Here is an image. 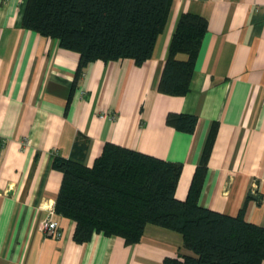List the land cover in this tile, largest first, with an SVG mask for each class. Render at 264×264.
<instances>
[{
	"label": "crops",
	"instance_id": "obj_1",
	"mask_svg": "<svg viewBox=\"0 0 264 264\" xmlns=\"http://www.w3.org/2000/svg\"><path fill=\"white\" fill-rule=\"evenodd\" d=\"M26 1L0 0V264L193 255L180 233L154 224L135 243L102 233L74 241V221L53 209L62 180L53 160L69 157L76 138L87 139V166L106 142L181 163L175 197L184 199L212 130L198 203L231 216L243 209L264 226V0H171L148 59L95 60L75 81L78 53L23 27ZM184 12L202 16L206 30L188 91L166 94L157 85ZM169 113L195 115L194 130L168 124ZM47 218L59 235L41 229Z\"/></svg>",
	"mask_w": 264,
	"mask_h": 264
},
{
	"label": "trees",
	"instance_id": "obj_2",
	"mask_svg": "<svg viewBox=\"0 0 264 264\" xmlns=\"http://www.w3.org/2000/svg\"><path fill=\"white\" fill-rule=\"evenodd\" d=\"M171 0H27L22 26L55 39L60 48L78 53L75 81L95 60L131 58L136 64L151 56ZM206 20L181 13L170 38L158 91L183 95ZM184 53L185 59L177 54ZM167 123L192 132L193 114L169 113ZM211 130L200 164L184 199L175 197L181 163L130 148L104 143L91 166L84 163L87 139H75L69 157L55 156L62 173L54 211L74 221L72 237L89 240L93 233L137 242L147 224L181 234L193 255L165 257L161 264H261L264 226L247 221L243 209L231 216L198 203ZM259 200V199H258Z\"/></svg>",
	"mask_w": 264,
	"mask_h": 264
},
{
	"label": "built area",
	"instance_id": "obj_3",
	"mask_svg": "<svg viewBox=\"0 0 264 264\" xmlns=\"http://www.w3.org/2000/svg\"><path fill=\"white\" fill-rule=\"evenodd\" d=\"M110 116H113V114H110ZM41 229L45 231L46 233L59 235V231L57 228V222L54 219L47 218L44 221H42Z\"/></svg>",
	"mask_w": 264,
	"mask_h": 264
}]
</instances>
